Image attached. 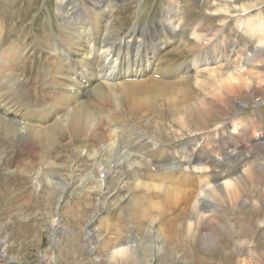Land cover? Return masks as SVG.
Masks as SVG:
<instances>
[{
  "label": "rangeland",
  "instance_id": "obj_1",
  "mask_svg": "<svg viewBox=\"0 0 264 264\" xmlns=\"http://www.w3.org/2000/svg\"><path fill=\"white\" fill-rule=\"evenodd\" d=\"M97 1L78 0L77 20L94 17L92 9ZM171 2L174 0H110L107 7L109 11L97 15L96 18L101 20L102 24L107 22L109 27H114L111 28V35L116 40L125 39L131 30L144 33L147 28L156 30L161 24L159 33L171 36L170 40L175 43L171 47L183 48L181 43H192L194 25H199L196 34L210 38V41L191 51L185 48L175 53L173 50H162L154 64L143 63L146 69L152 67L154 73H140L141 78L153 77L141 83H136L134 77L124 78L126 75L116 79V73L125 70L127 63L119 67L116 62L110 60L106 70L96 73L95 80L101 76L107 78L94 89L95 92L98 90L100 96H92L93 99L91 97L92 101L90 100V109L102 117L96 126H93V121L88 116L85 121L66 127L65 120L59 118L51 137L42 129L40 138H35V133H21L14 142L15 151L9 157L0 159V169L3 168L6 172V176L0 174V264H108L98 260L99 255L103 257V252L88 241L94 239L85 234L86 222L100 211L103 222H114L118 229L127 227L123 220L132 210L122 211L121 204L116 207L118 201H115V197H108L104 191L99 194V187L101 182L105 183L104 169L110 168L112 164L110 152L115 156L114 152L117 150L115 136L120 137L121 133L124 138H132L137 132L145 134V140H151L150 149L134 143L129 147V151L139 153L145 158L161 156L163 149L174 151L186 145L196 149L197 152L192 155L193 162L206 166V169L198 173L197 178L203 183L212 184L217 176H220V179H231L245 166L254 170V175L247 179L245 187L239 188L240 193L238 191V197L233 199L231 204L212 201L207 207L211 209L204 211L203 215L206 217L203 226L206 235L203 240H206L207 236L208 239H215L212 242L216 247L211 242L206 248L208 252L199 251L200 259L197 264H264V150H259L264 147V100L253 104L259 96L264 95V49L246 65V54H252L257 38L249 37L240 28L237 16L233 17L246 11L247 15L242 17V22L261 18L255 20L264 25V0H231L230 4L237 8L236 11L232 9V12H235L232 15L211 14L214 8L218 7L215 4L218 0H179L172 8L175 18L173 34H169L163 23ZM186 4H190L191 8H185ZM77 20H70L71 24H66L63 30L55 13V0H0L1 61L9 64L5 75L23 73L25 76L18 77L21 82L23 78L29 90L19 99L22 104L37 107L39 102H48L49 99L44 93L37 92L45 90L42 85L58 80L56 76L46 77L48 73L41 72L42 68H46L49 74H52V68L58 61L50 39L53 38L58 44L67 43L69 39L66 40L64 36H67L71 28L79 29ZM261 33L257 36L262 37L261 41H264V29ZM100 43L97 41V46ZM135 44L133 52L138 51ZM233 47L241 53L234 63L235 69H232V61L225 56ZM200 49H204L208 55L211 52H219L214 53L219 56V61L207 67L198 65V69L185 72V66L190 65L189 61L195 58L194 55L196 56ZM104 59L107 61L108 57L105 56ZM171 66L173 67L170 70ZM236 68H239L238 75ZM85 69L86 67L83 72L88 71ZM212 69L227 71L236 90L231 93L219 86L216 79L222 77L220 73L209 75L207 70ZM161 72L171 73L167 77L162 76ZM241 78L246 79L244 86L239 83ZM204 80L207 83L202 87L196 83ZM59 81L63 82L62 79ZM163 82H175V85L171 84L173 87L170 86L171 95L168 94L170 88L165 92L154 90ZM35 83L40 85L34 87ZM116 87L120 89L117 90ZM138 88L140 94H134ZM214 91L218 93L217 96L213 94ZM24 98L28 100L25 101ZM198 98L205 101L210 110V114L202 118L195 115L191 117V102L199 100ZM241 98L247 103L242 107L236 103L241 101ZM173 99L175 102H171ZM62 107L58 108L59 114L64 113ZM208 117L210 119L207 120ZM213 121L219 122L220 128L216 132L209 130ZM137 138L140 137L135 139L138 140ZM134 140L125 143L124 149ZM259 140L262 145H257ZM99 150L107 153L101 161L98 160ZM145 150L147 152H142ZM231 151L248 152L247 154L251 157L253 155L254 158H250L247 165L238 168L236 164L233 165V161L225 159L226 153ZM255 151H258L257 154ZM126 155L123 154L120 158L123 162L119 160L124 171V180L131 181L135 175L146 180V168L141 165L139 158H134L133 161ZM152 168H147V171ZM109 183L112 187L113 183ZM178 211L180 212L175 209L169 212L162 220L176 217L175 224H179L181 217ZM56 222L58 226H53ZM146 225L147 222L142 223V227ZM211 226L213 229L217 228L216 238L211 235L212 230L208 231ZM175 237L176 241L180 242V235ZM236 240H241L239 242H242V246H237ZM224 246H227L226 250ZM91 247L95 248L91 250ZM153 250L155 254H151L153 258L149 264H189L182 255L177 260H171V253L167 258L162 254L158 259L156 246ZM199 252H196L197 257Z\"/></svg>",
  "mask_w": 264,
  "mask_h": 264
},
{
  "label": "bare ground",
  "instance_id": "obj_2",
  "mask_svg": "<svg viewBox=\"0 0 264 264\" xmlns=\"http://www.w3.org/2000/svg\"><path fill=\"white\" fill-rule=\"evenodd\" d=\"M178 1L179 0H174V2H171L170 9L166 11V20L163 25L165 26V29L169 34H173L172 26L175 18V12L174 10L172 11V8ZM215 1L216 0H214V2ZM77 2L78 0H55V13L61 21L63 30H65L66 24H71L70 20L78 19L79 7L77 5ZM230 2L231 0H218V2L215 3L218 5V7H215L211 14H235V12H232V9L236 11L237 8L235 7V5H231ZM184 7L191 8V5L186 4ZM92 14L94 17L87 18L84 21L77 20L79 31H71L69 33L71 41L68 45H66L68 42L64 44H58L54 41L53 38L50 39L52 41L51 44L53 46V49L54 51H56V54L58 56V61L55 65L53 64L54 67L52 69L54 71H52V74H49L46 68H42L41 72L43 74L48 73V76L46 77L53 78V76H56V78L58 77V80L53 82V80H55L53 79V83H46L42 85L44 86L45 90L37 92H42L44 93V96L48 97L49 100L47 103L41 104L39 102L40 105H38L37 107H32L27 103L22 104L19 99L26 91L29 90L27 89V83L23 80V78V82H21V79H19L18 77L25 78V76L23 75V73L19 75L14 73H12L10 76L5 75L8 68L7 66L9 64L3 63L0 56V159H3L5 156L9 157L15 151L14 142H16L15 140L21 133H35V138H40L42 136L40 129H42L44 132L46 131L47 136L51 137L53 130L57 128V119L59 118L61 120H65V127L76 124L77 122L85 121L86 116L91 118V120L93 121V126L97 125L96 123H98L102 117L98 112L90 109L89 105L92 96H94V98L98 97V95L100 96L98 90L95 92L94 89H96V87L101 84V82L107 80L106 77L102 76L95 80L96 73L106 70L109 64L104 60L103 51L100 52L103 47L109 46L106 51L107 56H109V60H112V62L118 61L119 65L121 66L127 63V66L125 65V70H120L116 73V79L120 77L122 78L124 75H126L124 76V78L134 77V81H136V83H141L145 79H153V77L141 78L140 73H142L143 75L149 72L151 73V75H153L154 73L152 67L146 69V67H143V63H145V65L154 64L157 60L158 54L162 50L165 49L167 52L173 50L175 53V51L179 52L181 51V49L185 48L187 51H191L201 47L205 42L210 41V38L207 39L201 37L200 34H196L198 30L197 28H199L197 26L199 25H194L192 29L193 33L191 35V38L194 39L192 43H189V45H184L183 43H181L184 46L183 48H179V46L175 48L171 47L175 44L173 40H170L171 36L169 37L165 34L159 33L160 29L162 28H160L161 24L158 29L155 30L152 27L147 28L146 32L144 33L139 32V30H131L125 39L116 40L112 37L113 35H111V28L113 29L114 27H109L107 22L102 24L101 20L96 18L98 14H96L95 12H92ZM245 15H247V12L242 11V13L235 14L233 17L235 18V16H237V21L240 22V28L244 32H246L249 37L257 38L255 39L257 43L253 47L252 54H246V65H248L252 61L253 57L256 56L259 51L264 49V41H261L262 37H258V33L262 32V30L264 29V25L258 23L255 20H261V18H255L254 20H252V18L250 17L251 19H247L245 22H242V17ZM87 25H91L93 27L90 32L88 31ZM106 34H110L111 36H108V38L105 39H101V35ZM64 37L66 40H68L67 36ZM97 41H100L101 43H103V45L101 46L100 43L97 46ZM134 43H136L134 46H138V49L136 48L138 50L137 52H133ZM198 51L199 53L196 56L194 55L195 58H191V60L189 61L190 65L185 66V72H189V70L193 69H198V65L201 67H207L213 64L215 61H219V56L216 55L217 53H219L217 51L211 52L210 55H208V53L205 52L204 49H200ZM229 51V54L226 55L225 53V56L226 59L230 60V62L232 61V69H235L236 66L234 63L237 59V56L241 55V53L235 47L231 48V50ZM1 52L2 51H0V54ZM79 61H82L80 66L77 65ZM83 66H86V69H89V75L83 77L85 78V84L80 85L79 76L81 74L77 72V67ZM136 66L142 68L138 69L136 68ZM112 67L114 66L112 65ZM172 67L173 66H171L169 69L171 70ZM178 67L179 66H177V68ZM165 69L166 68H164V70ZM185 72L183 74H185ZM238 72L239 68H236V75H238ZM170 73L171 72H167L163 74L161 72L160 74L162 76L166 75L168 77ZM207 73L209 75L210 73H220V77L222 78L216 79L218 81V85L228 92L236 90V86L234 85L233 80L229 78V73L227 71H215L214 69H212L207 70ZM41 78L45 79L43 77ZM60 79H62L64 83L59 81ZM37 82L38 81L36 80V83ZM36 83L34 87L40 85ZM196 83H198L202 87L206 85L207 81H198ZM239 83L241 84V86H244L246 84V79L241 78L239 80ZM171 84L175 85V82H163L160 85H157L154 90H156L157 92H165L170 88L168 92V94H170L172 90L170 87L172 86ZM153 86H155V82H153ZM138 89H136L133 93L140 94V89ZM213 94L215 96L218 95L216 91H214ZM77 97H79V99ZM23 100L27 101L28 98H24ZM263 100L264 95H261L258 99H256V101L253 102V104L260 103ZM117 102L118 104L120 103V98L117 100ZM171 102H175V100L173 99V101ZM236 103L240 107L247 104L244 100H242V98L241 101H238ZM190 106V112L193 115L191 117H194L195 115L202 118V116L210 114L209 106L202 99L191 102ZM61 107L64 113L59 114V109ZM171 109L174 110L173 107H171ZM208 119H210V117H208L207 120ZM218 124V121H213V124H210L209 130H211L212 132L218 131L220 128ZM137 136L140 137L139 139L137 138L138 140L135 139ZM130 137L131 136H129V138H124L122 137L121 133L120 137L119 135L115 136L117 150L114 152L115 156H112L113 152L111 150V152L109 151L111 154L112 164L110 168L107 167L104 169L105 183L101 182L99 187V194H101V191H104V193L107 194L108 197H115V201H118V203H116V207L121 204L122 211L127 212L129 210H132L130 213L126 214L123 220L124 223L127 224V227L124 229H118L115 227L114 222L108 224L105 221L103 222V219L100 216V211L97 212V214H95L93 218L89 219L86 222L85 234L87 235V237L94 239H90L88 241H90L92 245H96L100 252H103V257H100V255L98 254L100 258L98 260L105 263L107 262L108 264H149L153 258L151 257V254H155L153 248L154 246H156V255L158 256V259L162 254L164 258H167L166 256L171 253V256L173 255L171 260H177L182 255L183 259L185 258L186 260H188L189 264H192L193 262L197 264L200 259V252L203 253V251H207L206 248L208 247V245L210 246L212 240L215 241V239H208L209 236H207L206 240H203L206 235L204 234L205 227L203 226V220L206 217L205 215H203L204 211L209 209L207 207L210 206L209 203L212 201L228 202L231 204V201L238 197V191L240 193L239 188L245 187V182L247 181V179L251 175H254V170H252L250 166H245L248 164L247 161L250 158L251 160L254 158L253 155L251 157L247 154L248 152L246 153L243 151H231V154L226 153L225 159L227 161H233V165L236 164L238 168L242 166H245V168L240 170L239 174L235 177H232L231 179H220V176H217L212 184H210L211 182L203 183L197 178L199 177L198 173H200V171H203V169H206V166L199 164L196 165V162H193L192 155L197 152L196 149L190 148L189 145H186L185 147L174 151H171L170 149H163L160 153L162 154L161 156L157 155L158 157L150 156L149 158H145L142 157L138 152V154L130 152L129 147L132 144L137 143L141 146L145 145L147 148H149L151 146V140H145L146 135L139 132H137L134 137ZM131 140L134 141L127 145L126 149H124L125 143ZM261 142L262 141L259 140L257 142V145H262L263 143ZM137 149H139V147ZM262 149L264 150V147L260 148L259 150ZM142 152H147V150ZM190 152H192V154ZM257 152L258 151H255L254 153L257 154ZM106 154L107 153L104 152V150H99L98 160H103V156ZM123 154H127L129 160L132 159L134 161V158H139V160L141 161V165L146 168V174L144 177L146 178V180H143L140 177H136L137 175H133L134 177L131 181H128L127 179L124 180V171L121 169V164L119 162ZM257 157L258 155L256 156V158ZM233 165H229V167ZM149 167L153 168L147 171V168ZM93 168L97 169L96 167ZM90 172L92 175L93 171L91 170ZM0 174L6 176V172L3 171V168L0 169ZM114 177L116 179H114ZM109 181L113 183L112 187ZM107 183H109V185ZM171 208H173L172 211H174L175 209L180 210V212L178 211V215L181 217L179 224H175V221L177 219L176 217H171L167 221L162 220V218L166 214L172 212ZM212 210L214 212L215 209L213 208ZM143 222H147V225L144 227H142ZM56 225L57 222L53 224V226ZM174 225L178 226V228H175ZM211 228L212 226L208 228V231L212 230L210 231V233L216 238L217 235L215 236V234L217 232V228ZM237 229L239 230V226ZM175 235H180V242L176 241ZM236 241L238 243L236 244L237 246H242V242H239L241 240ZM212 244H214V246L216 245L214 242H212ZM93 248L95 247H91V250ZM226 248L227 246H224L225 250ZM196 252H199V257H197ZM11 260L14 259L11 258Z\"/></svg>",
  "mask_w": 264,
  "mask_h": 264
}]
</instances>
